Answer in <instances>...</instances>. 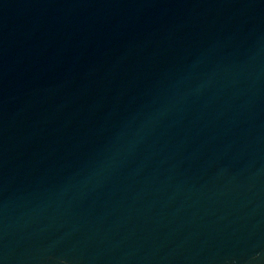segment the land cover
<instances>
[{"label": "water", "instance_id": "1", "mask_svg": "<svg viewBox=\"0 0 264 264\" xmlns=\"http://www.w3.org/2000/svg\"><path fill=\"white\" fill-rule=\"evenodd\" d=\"M0 264H264V0H0Z\"/></svg>", "mask_w": 264, "mask_h": 264}]
</instances>
